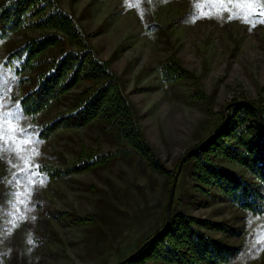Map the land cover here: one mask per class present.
Listing matches in <instances>:
<instances>
[{
  "label": "rangeland",
  "instance_id": "1",
  "mask_svg": "<svg viewBox=\"0 0 264 264\" xmlns=\"http://www.w3.org/2000/svg\"><path fill=\"white\" fill-rule=\"evenodd\" d=\"M56 1L83 33H92L91 47L99 58L110 60L137 110L144 136L171 173L187 149L225 122L233 101L264 105V23L259 22L264 17L243 22L223 11L220 18L207 6L198 14L203 10L211 16L192 14L197 5L217 0ZM43 32L22 30L0 44V113L18 128L27 125L12 118L18 87L2 58L9 47ZM68 46L50 47L42 56L60 55ZM171 56L193 76L165 83L159 67ZM76 91L67 92L63 104L51 107L38 121L63 110ZM29 135L35 142L22 152L15 151L12 142L0 141V264H114L164 222L170 180L132 149L128 148L131 156L117 157L108 166L47 180L41 163L66 166L80 141L95 146L97 138L104 149L119 144L105 139L94 126L66 130L43 141ZM220 162L250 175L235 162ZM195 182L187 170L180 172L171 210L235 228L237 232L205 229L238 247L229 264H264V213L216 198ZM77 214L89 219L75 222Z\"/></svg>",
  "mask_w": 264,
  "mask_h": 264
},
{
  "label": "trees",
  "instance_id": "2",
  "mask_svg": "<svg viewBox=\"0 0 264 264\" xmlns=\"http://www.w3.org/2000/svg\"><path fill=\"white\" fill-rule=\"evenodd\" d=\"M197 10L196 6L194 13L190 11L200 16ZM30 29L44 32L9 47L2 58L3 65L12 70L18 87L12 118L25 123L23 129L40 141L66 130L94 126L105 139L119 144L116 149H104L97 138L95 146L80 141V148L75 156L68 158L66 166L41 163V170L47 171V180L108 166L115 158L129 157L134 151L148 167L168 177L171 183L174 173L144 136L137 110L124 92L120 76L110 66V60L99 58L91 47L92 33H83L56 0H0V44L19 31ZM65 43L69 46L62 54L42 56L50 47L62 49ZM159 68L165 83L193 76L172 56ZM73 89L77 91L63 110L38 121L51 107L62 105L65 94ZM215 130L214 137L184 158L180 172L187 170L196 180L195 186L216 198L251 213H264V105L250 100L233 101L225 122ZM222 160L237 163L250 175L224 165ZM88 219L86 214H77L73 221L80 223ZM205 229L237 232L224 221L171 210L167 229L130 261L229 264L238 247Z\"/></svg>",
  "mask_w": 264,
  "mask_h": 264
},
{
  "label": "snow or ice",
  "instance_id": "3",
  "mask_svg": "<svg viewBox=\"0 0 264 264\" xmlns=\"http://www.w3.org/2000/svg\"><path fill=\"white\" fill-rule=\"evenodd\" d=\"M211 7L215 9V14L222 18V12L228 11L230 19H241L243 22H248L252 17H264V4H259L256 0H217V2L210 5H197V8L202 9L203 7ZM201 16H211L212 12H204L203 10L199 13ZM260 23H264V19L259 20ZM255 26V24H253ZM23 136V139L19 137ZM0 141L12 142L15 146V151L22 152L25 151L26 145L32 144V136L27 133L26 129L18 128L16 125L12 124L3 113H0ZM33 155H38L33 149ZM26 164L30 163V158L25 161ZM39 167V166H37ZM37 173H33L36 175ZM43 183V180L40 181ZM32 243V241H29Z\"/></svg>",
  "mask_w": 264,
  "mask_h": 264
},
{
  "label": "water",
  "instance_id": "4",
  "mask_svg": "<svg viewBox=\"0 0 264 264\" xmlns=\"http://www.w3.org/2000/svg\"><path fill=\"white\" fill-rule=\"evenodd\" d=\"M225 108H227V106ZM228 115H229V112L226 109V118H227ZM216 132L217 131L212 132L207 137H205L203 140L198 142L196 145H194V146L190 147L189 149H187L182 154V156L180 157V159L178 161V164H177V168H176L175 173L173 175V179H172L170 188H169L168 199H167V202H166V205H165V222H164L163 227L159 231L155 232L154 234H152L151 236L146 238L131 253H129L127 256H125L124 258L120 259L119 261L115 262L114 264H124L125 262L130 261L144 246H146L149 242H151V240H153L155 237H157L159 234H161L164 230L167 229V227L169 225V221H170L171 207H172V203H173V199H174L175 188H176V184H177V181H178V177H179V174H180V170H181L184 158L191 151H193L195 149H199L202 145L207 143L212 137H214L216 135Z\"/></svg>",
  "mask_w": 264,
  "mask_h": 264
}]
</instances>
